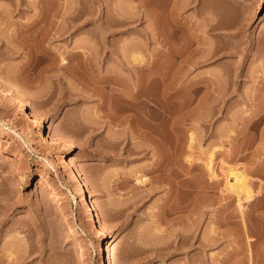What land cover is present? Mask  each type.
<instances>
[{
	"label": "rangeland",
	"instance_id": "rangeland-1",
	"mask_svg": "<svg viewBox=\"0 0 264 264\" xmlns=\"http://www.w3.org/2000/svg\"><path fill=\"white\" fill-rule=\"evenodd\" d=\"M0 84V258L264 264V0H0Z\"/></svg>",
	"mask_w": 264,
	"mask_h": 264
},
{
	"label": "bare ground",
	"instance_id": "bare-ground-1",
	"mask_svg": "<svg viewBox=\"0 0 264 264\" xmlns=\"http://www.w3.org/2000/svg\"><path fill=\"white\" fill-rule=\"evenodd\" d=\"M158 13V12H157ZM158 15V14H157ZM70 18H71V16H69ZM155 17H158V16H155ZM68 18V17H67ZM74 18V17H73ZM72 19V18H71ZM70 19V20H71ZM158 19V18H157ZM72 20H74V19H72ZM66 21H68V25L65 27L66 29H64V26H62L61 28L63 29V31H61V32H63V33H67V31H69L70 30V28H71V26H73V25H75L74 23H73V21H69V19H67ZM75 21V20H74ZM129 21V20H128ZM128 21H123V23H128ZM118 22V21H117ZM73 28V27H72ZM50 30V29H49ZM52 32V31H51ZM59 30H58V32L57 33H61ZM103 32V31H102ZM70 36V35H69ZM73 37V36H72ZM103 38H105L104 36H103ZM101 40V39H100ZM104 41V40H103ZM130 44V43H129ZM128 44V45H129ZM132 45V44H131ZM87 47V46H86ZM83 48V49H87V48ZM133 47H135V45L133 46ZM132 47V48H133ZM122 48H124V47H122ZM121 48V46L120 47H114V49H113V51H114V54L116 55V57H115V59H118L119 57H121L122 55L121 54H123V53H121V51H123L124 49H122ZM125 48H127V47H125ZM136 48V49H135ZM134 49H130V51L132 52L133 51V55H131L132 56V59L131 60H133L135 63H140L141 61H142V56L140 57V56H138L137 54H140V53H137L136 54V52L135 51H137V47H135ZM83 52V51H82ZM81 52V53H82ZM84 53H85V51H84ZM87 53V52H86ZM131 54V53H130ZM85 55V54H84ZM121 55V56H120ZM124 55V54H123ZM125 57V56H124ZM120 60V59H119ZM121 60H122V58H121ZM124 60V59H123ZM117 61V60H116ZM126 61V60H125ZM124 61V62H125ZM128 62H130L129 64H131V61H128ZM133 62V63H134ZM144 62V61H143ZM120 63V62H119ZM126 63V62H125ZM148 63H150V62H148ZM129 66H131V65H129ZM135 66H136V64H135ZM151 69V68H150ZM151 71V70H150ZM149 73V72H148ZM149 75H150V73H149ZM144 76V75H143ZM117 77V76H116ZM145 77H146V75H145ZM107 78V77H106ZM149 78V77H148ZM118 79H119V77H118ZM117 79V80H118ZM149 79H151V77L149 78ZM148 79V80H149ZM108 80V79H107ZM121 80V79H120ZM139 80V79H138ZM141 80H143V79H140V81ZM152 80V79H151ZM110 81H111V79H110ZM123 82V81H122ZM138 82V85H139V81H137ZM149 84H148V86L149 85H151L152 83H151V81H149L148 82ZM151 83V84H150ZM137 85V86H138ZM144 85H146V84H144ZM131 86H133V84L131 85ZM143 86V85H142ZM143 88H146V87H143ZM142 90V89H141ZM140 90V91H141ZM142 91H144V89L142 90ZM133 92V91H132ZM141 93V92H140ZM145 94V93H144ZM0 95L1 96H9L10 98H11V100L12 101H14L15 103L16 102H19L20 104H22V105H25V106H27V107H29L30 109H31V115L34 117V122H35V124H34V127H35V132H36V139H34V141H35V144L37 145V146H43L44 144H45V142H46V134L44 133V127H43V124H42V115H41V113H40V111L38 110V108L35 106V105H33L32 103H30V101H28L27 99H25V98H23L24 96H22V95H20L19 93H16V91L14 92L13 90H10V89H8L7 87H5L4 85H2V84H0ZM132 95V94H131ZM146 95H147V93H146ZM145 96V95H144ZM135 97V96H134ZM133 97V98H134ZM148 97V96H147ZM132 98V97H131ZM146 98V97H145ZM151 98V97H150ZM134 99H136V98H134ZM138 99V98H137ZM144 100H142V102H143ZM126 102V101H125ZM128 102V101H127ZM109 103V102H108ZM120 103V102H119ZM124 102H122V104H123ZM146 103L147 104H145V106H147L146 107V111H144L145 112V114L146 115H150L151 114V102L149 101V98H148V101H146ZM131 105V104H130ZM123 106V105H122ZM126 106H127V104H126ZM127 108H129V107H127ZM144 110H145V108H144ZM124 111H125V108H124ZM165 111V110H164ZM163 111V112H164ZM129 114V113H128ZM145 115V116H146ZM165 115V114H164ZM127 116V115H126ZM130 116L131 117H134L133 115H131L130 114ZM136 117V116H135ZM148 117V116H147ZM151 117V116H150ZM167 117V116H166ZM124 118V117H123ZM165 118V117H164ZM127 119L128 120H130V119H133L134 120V118H130L129 119V117H127ZM146 118H144V120L143 121H147L148 119H146ZM125 120V119H124ZM133 120H131V121H129V122H132ZM148 122V124L151 122H149V121H147ZM137 123V122H136ZM136 123H135V125H136ZM130 124H132V123H130ZM147 124V123H146ZM144 126H145V124H144ZM146 127V126H145ZM151 128V127H150ZM136 129H137V126H136ZM141 129V128H140ZM142 132V131H141ZM151 132V131H150ZM149 131H147V135L149 136V138H150V135H151V133H150ZM153 132V131H152ZM142 133H144V132H142ZM145 134V133H144ZM145 134V135H146ZM141 135H143V134H141ZM147 135H146V137H147ZM154 136V135H153ZM145 137V138H146ZM32 147H34V146H32ZM17 148V147H16ZM18 148H23V147H18ZM35 149L37 148V147H34ZM0 149H2V150H5V151H10L11 149H10V147H6L5 149H4V147H2V143H1V141H0ZM135 150V149H134ZM145 150V149H144ZM131 151V150H130ZM137 152V151H136ZM211 158H210V160L209 161H212L213 160V154L210 156ZM209 166L211 167V163H209ZM230 175H233L234 176V179H233V182L231 183V182H229V177H230ZM247 174H245L244 173V171H239V170H232L231 172H230V174L228 175V177H227V180H228V182H227V184H229V186L228 187H230L231 189H234V190H236L235 192H237V191H239V192H241L242 194H245L246 195V198H249V197H251L252 196V192H251V189L249 188V185L247 184L248 183V181H247ZM238 193V192H237ZM240 193V194H241ZM241 194V195H242ZM239 197V200H240V196H238ZM7 217V216H6ZM2 221H3V217H2ZM2 221L0 222V224L2 223ZM101 221V220H100ZM103 221V220H102ZM101 221V226H103V233H105L106 232V228H105V225H104V223ZM10 223H11V221H10ZM2 225L3 226H8L9 225V221H4L3 223H2ZM2 226V227H3ZM160 227V226H159ZM158 227V228H159ZM11 228V227H10ZM157 228V229H158ZM4 229V228H3ZM7 229V228H6ZM9 229V228H8ZM174 229V228H173ZM177 229V228H176ZM160 230V229H159ZM175 230V229H174ZM178 230V229H177ZM180 230V229H179ZM183 231V230H182ZM7 232V233H6ZM4 231L3 233L4 234H8L10 231ZM179 232V231H178ZM180 233V235H181V240L183 241V243H185L186 242V239H185V241H184V238H185V231H184V233H182V232H179ZM178 233V234H179ZM3 234V235H4ZM175 234H177V233H175ZM177 234V235H178ZM7 236V235H6ZM4 237V236H3ZM187 238H189L188 237V235H187ZM8 239V238H7ZM4 240V239H3ZM6 241V240H5ZM200 241V240H199ZM10 242V241H9ZM187 243V242H186ZM10 244V243H9ZM194 244V243H193ZM201 244H202V242H201ZM4 245H5V242H4ZM192 245V244H191ZM204 245H206L205 243H203V246ZM7 246V245H6ZM6 246H4L7 250L9 249V248H7ZM4 248V249H5ZM11 248V247H10ZM9 251V250H8ZM11 252V251H10ZM6 254V256H1L2 258H0V264H5V263H7V264H9V262L10 261H6L8 258H7V255H8V252L7 253H5ZM4 254V255H5ZM11 255H12V253L11 254H9L8 256H10L11 257ZM10 257H9V259H10ZM20 258H24V257H20ZM8 259V260H9ZM18 259V258H17ZM11 260V259H10ZM20 260V259H19ZM109 263L110 264H117L116 263V258H115V256L114 255H110V257H109ZM251 264V263H250Z\"/></svg>",
	"mask_w": 264,
	"mask_h": 264
}]
</instances>
